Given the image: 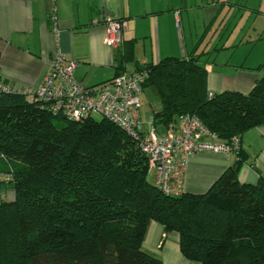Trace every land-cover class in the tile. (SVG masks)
Returning <instances> with one entry per match:
<instances>
[{
	"label": "trees",
	"instance_id": "obj_1",
	"mask_svg": "<svg viewBox=\"0 0 264 264\" xmlns=\"http://www.w3.org/2000/svg\"><path fill=\"white\" fill-rule=\"evenodd\" d=\"M49 19L53 27L52 12ZM125 49L120 61L131 53ZM200 57L145 65L143 92L154 87L162 102L153 125L164 130L196 114L229 141L264 124V75L248 93L210 97ZM242 164L205 193L170 196L149 179L148 158L118 125L93 116L71 121L23 92L0 93L1 182L15 192L0 202V264H163L143 247L153 220L179 235L189 259L264 264V179L240 182Z\"/></svg>",
	"mask_w": 264,
	"mask_h": 264
},
{
	"label": "crops",
	"instance_id": "obj_2",
	"mask_svg": "<svg viewBox=\"0 0 264 264\" xmlns=\"http://www.w3.org/2000/svg\"><path fill=\"white\" fill-rule=\"evenodd\" d=\"M54 9L58 38L49 21ZM229 17L242 20L222 40L219 31ZM110 18L126 23L117 47L105 42ZM57 39L66 57L78 61L75 77L87 86L133 73L141 61L157 63L168 56L199 54L208 69V92L248 93L264 75V0H0L2 81L22 89L37 86L48 70ZM125 48H131V53L120 61ZM160 109V97L150 115L142 103L144 130L152 127L153 112ZM172 126L181 129V119ZM241 138L237 153L193 156L186 170L185 192H207L238 159L243 160L240 182L257 184L264 179V124L245 130ZM143 247L159 255L163 264H203L187 258L180 249L179 235L166 233L164 225L155 220L148 226Z\"/></svg>",
	"mask_w": 264,
	"mask_h": 264
},
{
	"label": "built area",
	"instance_id": "obj_3",
	"mask_svg": "<svg viewBox=\"0 0 264 264\" xmlns=\"http://www.w3.org/2000/svg\"><path fill=\"white\" fill-rule=\"evenodd\" d=\"M55 1V0H53ZM52 30L59 37V21L52 12ZM126 28L124 20L110 18L106 24L105 42L117 47ZM141 61L137 71L123 73L94 86H87L75 77L78 61L68 59L60 49L59 40L49 60V67L35 87L22 89L18 84L2 81L0 93L23 92L30 102L60 114L71 121H85L94 113L118 125L137 143L148 158V174L152 183L163 193L180 196L185 193L186 170L190 159L199 152L237 153L242 147L241 135L231 140L220 138L196 114L180 119L181 129L170 126L159 130L152 125L144 130L142 120L143 85L150 70ZM209 92V96H213Z\"/></svg>",
	"mask_w": 264,
	"mask_h": 264
},
{
	"label": "rangeland",
	"instance_id": "obj_4",
	"mask_svg": "<svg viewBox=\"0 0 264 264\" xmlns=\"http://www.w3.org/2000/svg\"><path fill=\"white\" fill-rule=\"evenodd\" d=\"M226 13H227V11L225 10V12L223 13V17L226 15ZM229 18L230 19L227 21L228 23L224 24L222 26L221 30L219 31L221 33L220 35H222V37H221L222 40H224L225 38L228 37L229 34H231L233 29L236 27L237 21L238 20L239 21L242 20V17L238 18V19H236V17L235 18L234 17H232V18L229 17ZM240 23H242V22H240ZM217 27H219V26L218 25L214 26L215 29ZM239 27H241V24H240ZM227 32H229V33L227 34ZM158 98H159V94H158L157 90L154 87L147 88L145 90V92H143V94H142L143 111L150 115L152 110L155 108V101ZM92 116L94 118L98 119V120L103 118L100 114H97V113H94ZM3 178L5 179V175L4 174H0V202H1L2 199H7L8 197H11V198L14 199V197H15V192L14 191H11V196H10L11 186H8L7 183L1 182V180H3Z\"/></svg>",
	"mask_w": 264,
	"mask_h": 264
}]
</instances>
